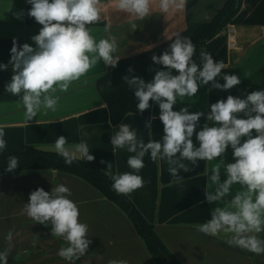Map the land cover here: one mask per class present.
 <instances>
[{"label": "crops", "instance_id": "obj_1", "mask_svg": "<svg viewBox=\"0 0 264 264\" xmlns=\"http://www.w3.org/2000/svg\"><path fill=\"white\" fill-rule=\"evenodd\" d=\"M117 5L118 0H99L100 20L104 23L102 26H88L97 42L113 36L116 38L118 49L115 57L126 58L123 54L147 50L186 28L185 4L182 8L172 6L164 13L159 8V0H150L151 12L144 20L119 10ZM30 8L26 0H0V64H8L14 38L18 45L28 43L36 47L31 37L39 33L42 25L28 16ZM21 12L22 18L17 19L16 14ZM133 22L137 24L134 31L130 26ZM233 37L235 46L227 51L222 75L235 74L240 77L241 83L227 92L212 88L209 83L200 87L194 97H178L174 111L188 107L190 113L202 111L207 114L212 103L226 100L228 95L244 98L250 92L264 90L257 76L264 67V26L235 25ZM108 67L102 60L99 61L88 73L74 81L67 92L58 90L55 93L59 96L55 111L41 108L30 121L25 116L22 103L17 107L23 92L15 96L5 90L13 74L11 65L7 70H0V129H3L6 141V148L0 154L20 151L26 146L56 152L55 141L59 136H65L66 147L70 149L81 141L87 142L95 160L86 162L105 174L108 163L113 164V173L134 171L127 164L129 156L134 153H129L126 148L116 149L113 153L110 138L118 129L110 124L108 109L96 90L97 80ZM222 75L217 77L220 83L224 82ZM152 116L157 118L152 121L151 128H146V121L133 113L123 117L118 125H131L137 131L138 139H143L145 143L149 140L162 142L163 124L159 120L158 104L153 101L149 120ZM240 116L243 117V113ZM205 123L214 126L206 120V116L201 117L196 132L202 130ZM192 140L199 147L195 133ZM222 158L225 163L235 162L230 146ZM220 159L198 161L196 166L182 161L192 170H180L182 179L173 183L175 178L168 170L166 159L153 161L150 154H146L144 167L136 173L142 177L144 185L125 196L153 226L157 237L179 264H264V254L257 255L230 246L224 234L213 237L196 231V225L211 219V211L222 206L208 203L204 195L208 176ZM102 160L106 163H101ZM224 179L226 175L221 169V181ZM58 184H64L71 190L70 199L79 208V221L88 225V237L92 241L86 254L74 264H109L111 260L121 259L129 264H155L125 213L81 179L51 170L0 175V252L9 250L8 264H72L58 255L59 249L67 244L62 238L51 235V224L36 223L23 212L32 191L42 187L50 192ZM240 187L233 185L232 195ZM227 199L230 200L231 196ZM9 232L12 233L11 241L7 239ZM256 235L264 239V232ZM33 241H36L35 246Z\"/></svg>", "mask_w": 264, "mask_h": 264}, {"label": "clouds", "instance_id": "obj_2", "mask_svg": "<svg viewBox=\"0 0 264 264\" xmlns=\"http://www.w3.org/2000/svg\"><path fill=\"white\" fill-rule=\"evenodd\" d=\"M31 5L28 16L42 25L39 33L31 37L36 47L28 43L18 45L14 38L10 49L8 64H0V70H7L11 65V81L6 91L15 96L23 92L20 103L25 108V116L32 120L40 112L56 110L59 96L55 93L67 92L74 81L88 73L99 61L105 66L115 68L120 57L114 53L118 49L116 38L100 39L91 35L88 25L100 20L99 0H26ZM185 0H159L161 12H168L170 7L182 8ZM118 9L127 12L140 20L150 15V0H118ZM23 13L16 14L22 18ZM131 29L137 28L131 23ZM107 31V29H106ZM196 53L195 44L188 36L175 35V39L159 56L153 55L152 61L164 66L165 70H156L151 81L139 76H125L123 79L128 88L134 89L139 101L137 110L142 114L150 108V100L158 104L159 120L163 124L162 142L138 139L137 131L129 124L115 126L118 130L110 138L113 153L116 149H127L128 166L132 172L111 171L113 164H107V175L112 180V189L117 194L129 195L143 187L144 181L138 173L144 167L143 158L150 154L153 161L166 159L169 172L175 178L173 183L182 177L179 171L190 169L182 161H189L193 166L198 161H214L204 188L208 203H217L211 211V219L195 226L196 231L205 235L219 237L224 234L230 246L264 254V239L256 234L264 232V90L248 93L244 98L228 95L212 103L210 111L190 113L188 107L174 111L177 98L194 97L200 87L209 85L225 92L241 83L235 74H223V61L214 60L208 52L201 51L200 62L193 59ZM173 70L176 74H173ZM134 70L129 67L128 72ZM220 83L217 77H221ZM110 83V82H109ZM243 113V117L240 114ZM202 130L196 132L201 117H205ZM152 116L145 127L151 128ZM253 130L256 135L253 136ZM196 134L199 147L193 143ZM5 133L0 129V151L6 148ZM242 138L243 142H242ZM67 138L59 136L55 141V151L64 158V163L72 165L77 159L94 161L87 142L81 141L66 147ZM233 150L235 162L225 163L223 155L228 147ZM177 154L179 157L177 158ZM101 163H106L101 161ZM19 166V157L7 158V172ZM221 169L226 179L221 181ZM240 185V190L232 195L233 185ZM71 190L64 184L45 191L42 187L32 191L29 202L24 204L23 212L36 223L48 226L51 224V235L62 238L67 244L61 247L58 255L74 264L86 254L91 240L88 237V225L79 221V208L70 199ZM231 196V199L227 197ZM7 239L11 241L12 233ZM36 241H33L35 246ZM11 247V245L9 246ZM9 250L0 252V264H8ZM109 264H129L127 260H111Z\"/></svg>", "mask_w": 264, "mask_h": 264}, {"label": "trees", "instance_id": "obj_3", "mask_svg": "<svg viewBox=\"0 0 264 264\" xmlns=\"http://www.w3.org/2000/svg\"><path fill=\"white\" fill-rule=\"evenodd\" d=\"M196 3L197 0H185L186 28L180 35L190 37L195 44L196 53L193 59L197 63L200 62L199 54L201 51L210 53L214 60L226 63L227 48L224 29L227 25L264 26V0H224L221 7L215 10L212 18L206 22L193 20L192 9ZM103 23L99 20L88 26H102ZM174 39L175 36L147 50L126 58H120L115 68L109 66L106 73L97 80L96 90L108 109L109 122L112 126L118 125L123 117L130 113L140 115L145 121L149 120L151 100L149 102L150 108L141 114L136 107L139 101L134 95V89L128 88L123 78L135 75L145 81H151L156 70H165L164 66L157 65L152 61V56L161 55ZM129 67L134 70L132 73L128 72ZM173 74H176L174 70ZM257 76L264 85V67L258 71ZM9 156L19 157V166L12 172L51 170L81 179L125 213L155 264H179L157 237L153 226L142 217L125 195L117 194L112 189L113 182L110 177L92 164L76 159L69 166L64 163V158L54 151L26 146L20 151L0 154V175L12 173L5 170Z\"/></svg>", "mask_w": 264, "mask_h": 264}, {"label": "rangeland", "instance_id": "obj_4", "mask_svg": "<svg viewBox=\"0 0 264 264\" xmlns=\"http://www.w3.org/2000/svg\"><path fill=\"white\" fill-rule=\"evenodd\" d=\"M224 0H197L196 5L192 9L194 19L197 22H206L214 14V11L221 7ZM209 6L208 8H206ZM125 56H132L134 54H123Z\"/></svg>", "mask_w": 264, "mask_h": 264}, {"label": "built area", "instance_id": "obj_5", "mask_svg": "<svg viewBox=\"0 0 264 264\" xmlns=\"http://www.w3.org/2000/svg\"><path fill=\"white\" fill-rule=\"evenodd\" d=\"M224 35L226 36V48L227 51L231 50L235 46L234 37H233V26L227 25L224 29Z\"/></svg>", "mask_w": 264, "mask_h": 264}]
</instances>
